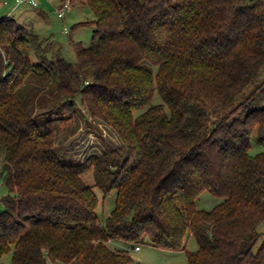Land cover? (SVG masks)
Listing matches in <instances>:
<instances>
[{
  "label": "trees",
  "instance_id": "1",
  "mask_svg": "<svg viewBox=\"0 0 264 264\" xmlns=\"http://www.w3.org/2000/svg\"><path fill=\"white\" fill-rule=\"evenodd\" d=\"M72 4L96 17L92 44L71 43L75 63L32 61L30 49L43 43L35 29L0 18V181L9 191L0 258L12 251V264H133L131 250L149 239L186 251L189 264H264V151L250 154L254 130L264 146V108L255 107L263 86L209 127L263 72L264 0ZM76 106L121 145L64 161L56 133ZM239 111L244 117L233 118ZM89 171L104 197L117 192L104 224L99 196L83 180ZM205 191L224 201L198 209ZM189 237L197 250H187Z\"/></svg>",
  "mask_w": 264,
  "mask_h": 264
},
{
  "label": "rangeland",
  "instance_id": "2",
  "mask_svg": "<svg viewBox=\"0 0 264 264\" xmlns=\"http://www.w3.org/2000/svg\"><path fill=\"white\" fill-rule=\"evenodd\" d=\"M36 1L38 3L37 6L25 2L13 10L16 0H1L0 18L9 15L18 24L35 29L39 38L43 40V43L40 50L38 48L30 49L32 61H38L43 57L50 61L64 58L69 62L75 63L76 55L71 43L73 41L80 42L85 47L92 44L94 35L92 22L96 18L93 10L85 4H74L70 11L65 12V17L60 19L57 16V6H59L60 0ZM248 1L252 2L256 0ZM6 2L8 4H5ZM66 28L68 29L67 33L65 32ZM47 44H49V48L45 49ZM154 69L156 70V68ZM92 72L91 68L88 69L86 74L88 79L92 78ZM260 85L264 88V69L254 82L246 86L237 95L232 104L211 116L209 127L211 128L220 116L234 109L244 100H247L248 96ZM160 102L161 99L158 92H156L154 103ZM54 103H60L59 99L55 100ZM255 107L264 108V95L258 100ZM76 110L78 112L74 117L59 123L56 133L55 148L64 161L71 163L83 162L88 158L121 145L119 138L109 126L103 122L91 120L89 115H86L80 106H76ZM134 113L138 115L141 113V110H137ZM61 114L64 115V113ZM244 115L242 111H239L233 118L244 117ZM256 136L257 130H254L251 134L250 148V154L253 156L264 151V146L256 141ZM83 180L88 185L93 186L99 196L100 203L97 212L100 223L104 224L105 219L115 208L117 192L113 190L109 195L104 197L102 191L94 186L95 180L92 171L87 172L83 176ZM8 193L7 187L0 181V206H2V198L8 195ZM223 201L224 199L216 198L208 191H205L196 200V205L200 210L211 211ZM259 229L262 233L261 243L264 240V225ZM109 246L114 249V242H110ZM139 246L141 247V251L131 250V255L134 259L133 264H189L186 251L172 252L158 249L151 244L149 239L143 241ZM187 250H197V243L194 237H189ZM12 254V251L4 254L0 258V264H12Z\"/></svg>",
  "mask_w": 264,
  "mask_h": 264
},
{
  "label": "built area",
  "instance_id": "3",
  "mask_svg": "<svg viewBox=\"0 0 264 264\" xmlns=\"http://www.w3.org/2000/svg\"><path fill=\"white\" fill-rule=\"evenodd\" d=\"M28 2L34 6H37L38 3L36 0H16L15 5L13 7V10L17 9L20 5H22L23 3ZM5 4H8L7 2ZM73 7L72 4V0H60V4L59 6H57V16L58 18L62 19L65 17V12L66 11H70ZM65 32H68V29L66 28ZM0 210H1V206H0ZM141 247L140 246H136L134 248V250L136 251H140Z\"/></svg>",
  "mask_w": 264,
  "mask_h": 264
},
{
  "label": "crops",
  "instance_id": "4",
  "mask_svg": "<svg viewBox=\"0 0 264 264\" xmlns=\"http://www.w3.org/2000/svg\"><path fill=\"white\" fill-rule=\"evenodd\" d=\"M114 248L115 249H119V250H121V249H125V246L124 245H122V244H120V243H114ZM140 251H141V249H140ZM51 263V262H50ZM52 264V263H51Z\"/></svg>",
  "mask_w": 264,
  "mask_h": 264
}]
</instances>
